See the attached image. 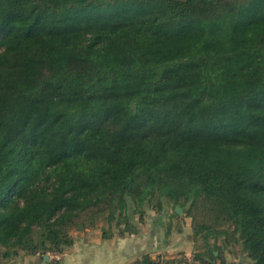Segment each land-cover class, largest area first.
<instances>
[{"label":"trees","instance_id":"obj_1","mask_svg":"<svg viewBox=\"0 0 264 264\" xmlns=\"http://www.w3.org/2000/svg\"><path fill=\"white\" fill-rule=\"evenodd\" d=\"M170 205L201 250L130 264H264V0H0V264Z\"/></svg>","mask_w":264,"mask_h":264},{"label":"crops","instance_id":"obj_2","mask_svg":"<svg viewBox=\"0 0 264 264\" xmlns=\"http://www.w3.org/2000/svg\"><path fill=\"white\" fill-rule=\"evenodd\" d=\"M169 208L161 213L148 211L137 233L105 238L100 225L92 226L76 235L74 244L62 252L60 260L50 254L48 259L46 254H22L15 264H129L146 254L153 258L158 254L173 255L189 240L183 239L186 230L178 227L177 215Z\"/></svg>","mask_w":264,"mask_h":264},{"label":"rangeland","instance_id":"obj_3","mask_svg":"<svg viewBox=\"0 0 264 264\" xmlns=\"http://www.w3.org/2000/svg\"><path fill=\"white\" fill-rule=\"evenodd\" d=\"M173 212V206L170 205L169 206ZM152 209L147 207V212L151 211ZM177 221H178V227H180L181 229H185L186 230V234H183V239L185 240H189L188 243H186L185 245H181V248H177V250H175V252L173 253V255H177L178 257H182L183 259H187L192 261V258L195 255V251L196 249H200L201 250V246L203 245V241L202 240H198L193 241L192 238V230H191V225L189 224V222L191 221V219L188 217L186 218H179L177 216ZM91 222H93V224L95 226L97 225H103V222H105L104 220V216L101 215L99 217V219H91ZM219 243H221L223 246V249H221V256L215 260V264H244L246 261H249V258L247 256V254L245 252L242 251V249L240 248L239 245L236 244H223V240L221 239L219 241ZM189 264H191L190 262H188ZM196 264H199V262L197 261ZM201 264H208V263H204L202 262Z\"/></svg>","mask_w":264,"mask_h":264},{"label":"water","instance_id":"obj_4","mask_svg":"<svg viewBox=\"0 0 264 264\" xmlns=\"http://www.w3.org/2000/svg\"><path fill=\"white\" fill-rule=\"evenodd\" d=\"M175 212L178 213V214H180V215H184V213H185L184 210H183V208L180 205H176L175 206ZM48 257H49V255L46 254L45 255V258L48 259Z\"/></svg>","mask_w":264,"mask_h":264},{"label":"built area","instance_id":"obj_5","mask_svg":"<svg viewBox=\"0 0 264 264\" xmlns=\"http://www.w3.org/2000/svg\"><path fill=\"white\" fill-rule=\"evenodd\" d=\"M48 254H50L56 260H60L62 257V253H60V252H52V253H48Z\"/></svg>","mask_w":264,"mask_h":264}]
</instances>
